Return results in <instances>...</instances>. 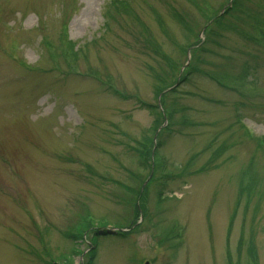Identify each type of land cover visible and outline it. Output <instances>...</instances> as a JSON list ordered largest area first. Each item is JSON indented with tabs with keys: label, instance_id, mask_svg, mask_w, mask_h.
I'll return each mask as SVG.
<instances>
[{
	"label": "rangeland",
	"instance_id": "374dc122",
	"mask_svg": "<svg viewBox=\"0 0 264 264\" xmlns=\"http://www.w3.org/2000/svg\"><path fill=\"white\" fill-rule=\"evenodd\" d=\"M116 1L0 0V264H264V0Z\"/></svg>",
	"mask_w": 264,
	"mask_h": 264
},
{
	"label": "trees",
	"instance_id": "16d2710c",
	"mask_svg": "<svg viewBox=\"0 0 264 264\" xmlns=\"http://www.w3.org/2000/svg\"><path fill=\"white\" fill-rule=\"evenodd\" d=\"M244 1L245 0H235L233 3V6L231 8H229L228 6L225 8L223 15L220 18H218V20L211 23V25H208V27H204L206 39H205V42H203V43L201 42V39H198L199 34H197V31H199V27L198 26L195 27L189 19H186L189 22V25L186 24L184 29L186 30V32H190L193 36L195 35V38H194L195 42L188 44L183 48V50H182L183 57L187 56V52L191 47H194V49H192V51H191L192 63H193V60H195V58H197V52H199V51L213 52L209 49L206 50L205 47L211 45L212 43L213 44H219L218 41L221 40V37H222L221 35L223 34V32L230 31L231 29L236 27V25H237L236 20H237V18L240 17V15H242V12L244 11V8H245L243 5ZM240 2H241V4H240ZM124 4H125V1L117 0L116 3L114 4L115 11L118 13V11H119L118 7H122V6L125 7L126 5H124ZM123 10L126 12L125 8H123ZM174 16H175L174 18L178 21V23H180L182 25V23L179 21L178 16L176 14H174ZM108 17L112 21H116V19L113 18L112 12H110V11H109ZM133 17H135V16H133ZM185 17L189 18L187 15H185ZM221 26H223V28H225L226 26H228V27L226 29H222ZM142 27L144 30V34H142V36L146 39L147 42H151L152 45L154 46V41L152 38H150V35L148 33V29L144 25H142ZM195 32H196V34H195ZM252 42H255V41H252ZM150 47H152V46H150ZM152 50L157 56H160L161 58H163L165 60V64H166V67H162L160 70L154 71V78H155V82H156V84L154 85V93H155L156 97H158L161 93L165 92L171 86H174V85H176L178 83H182V82L186 83L187 81H189L190 76L193 73H196V71L192 68V66H191L192 63H191L189 65V67L187 68L186 72L182 73L180 75L181 78L177 79V76H179V74H180V69L183 67L184 64H181V62L177 63L175 61L176 59H174V61H173V59L169 58L168 56L163 54L159 49H157L155 47ZM246 66H245V64H243L242 68L245 70ZM174 67L177 68V70H176L177 76L172 75L171 72L169 71V68L174 71ZM178 89H176V90H178ZM176 90L175 91L173 90L172 92L176 93L177 92ZM165 95H166V97H168V95L166 93H165ZM161 103L164 105L165 104L164 100H162ZM145 107H148L149 110L153 111V113L157 115L156 123L154 124V126L152 128L153 129L152 133L147 137L146 141H144V143L146 142V145H149L153 142L155 134L157 133L158 129L161 127L160 125H164L166 120L170 123L172 121V117H174V114H169L170 111H168L166 107L165 108L163 107L164 110H163V113H161V115L157 112L158 106L147 105ZM161 119H162V121H161ZM166 129H167V127L162 129V131L158 135L157 148H161V146H163V142H160V139L162 138V132L165 131ZM145 150H147V146H146ZM147 154L149 157L151 153L148 152ZM137 215H138V220H139L140 210H138V209H137ZM138 220L135 222L132 221L130 225L131 226L136 225V222H138ZM96 234H97V236H99L100 233H96ZM103 234H107V233L104 232Z\"/></svg>",
	"mask_w": 264,
	"mask_h": 264
}]
</instances>
